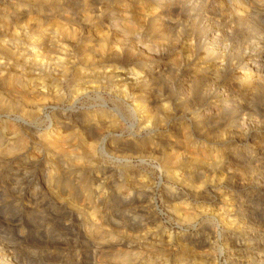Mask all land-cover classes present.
<instances>
[{
    "label": "bare ground",
    "instance_id": "6f19581e",
    "mask_svg": "<svg viewBox=\"0 0 264 264\" xmlns=\"http://www.w3.org/2000/svg\"><path fill=\"white\" fill-rule=\"evenodd\" d=\"M71 1L74 10L72 16L62 11L61 6L65 3L64 0L55 1L56 6L52 8L55 11L48 22L38 18L34 23V32L28 33L24 30L16 31L13 28L18 27L17 24L21 21L18 15L21 13L29 15L31 11L28 6L30 5L21 7L19 2L8 5L9 9L15 11L17 15L11 19L3 5L5 0H0V87L2 88L0 89V107H2L0 113L3 110L7 112L4 105H6L7 94L10 93L28 105L27 113L39 114L48 103L60 98L62 90L58 88L59 84L66 80L67 74L72 70H74L73 79L77 81L76 85H73L72 101L82 94L97 89L99 84L110 91L113 90L118 101L126 98L130 100L124 112H120L119 108L113 111L104 109L92 112L93 124L88 132L73 131L63 116L48 118L47 132L42 134L21 116L18 120L23 123L15 124L1 119L0 115V168L3 167L11 174L19 176V182L15 178L6 176L5 184L12 192H18L29 208L47 210L49 206L55 204L62 208H67L66 205H69V208L64 211L71 218L79 220V226L82 225L81 229L77 230V234H82L83 240L88 244L90 241L98 244L100 248H111L118 244L115 242L116 236L120 233V228L125 225L117 216L112 218L116 213L107 208L105 192L103 193L98 187L87 191V184H82L83 192H76L77 188L72 185L70 179L63 177L64 171L60 168L68 171L70 168L77 169L85 163L95 161L98 144L102 155H107V152L103 150L107 146L109 151L115 154L118 152L131 156L142 153L154 156L161 149L159 146L161 141L156 140L155 134L159 133V139L165 142L169 139V134L175 131V134L178 133L175 135L179 141L175 144L178 150L173 151L175 156L172 160L163 162V167L172 177L180 179L188 192H194L199 196L200 191L203 192L204 188L211 187L213 196L219 197V193L215 191L222 180L218 174L219 155L227 142L218 140L222 138L218 135L220 133L218 129L212 133L211 129L215 128L213 125L217 124L218 127V119L232 109L233 116L240 120L242 127L241 131H237L238 134L235 135L239 139L240 147L246 149L264 142V103L258 107L257 112L253 114L254 118H249V121L245 118L247 113L244 114L238 110V108L241 109L240 106L250 103L248 99L256 90H262L264 93L262 59L264 39L261 37L255 44L244 46L238 53L228 41L226 28L219 26L208 28L204 38L197 40V47L203 50L204 56L200 57L192 53L187 55L185 62L178 68L177 77H173L168 82L179 90L181 102L185 103L186 108L180 112L175 111L174 119L166 123L170 114L169 107L150 93L149 83L154 75L161 74L166 67L173 69L176 66L175 63L178 60L176 55L194 51L195 46L189 43L184 48L177 41L174 45L166 47L160 55L151 56V58L146 55L150 53L149 46L136 45L134 48L131 46L133 55L119 66L109 64V58H107L109 54L117 53L118 49H112L106 55L101 52L105 50V41L114 37L122 29L128 31L144 27L146 30H161L169 24L173 29L179 30V20L176 16L168 20L169 11L176 8V6L171 7L172 0H119L108 9L94 5V0ZM188 5L192 6L193 1L188 0ZM244 7L238 6L237 19L249 21L250 17L255 16L257 12H254L250 5L249 9ZM10 27L12 32L11 29L9 31ZM132 39L136 40L135 37ZM192 43L195 45L194 42ZM124 44L130 46L131 41L126 40ZM80 46H84L83 51L92 55L89 61L82 56L87 65L91 64L90 71H85L86 67L84 70L73 67L74 64L67 57L68 47L73 49ZM241 62L244 66L236 69ZM81 85H83L82 88ZM198 85L202 87V98L201 102L196 104L189 100L192 89ZM103 103L105 107L106 102ZM126 118L130 120L129 134L121 138L115 132L121 125L120 121L124 122ZM136 127L146 132L144 142L140 146L136 144L138 139L135 136L139 134L135 131ZM104 133L110 135L109 139H111L101 137ZM26 134L31 141L33 151H46L52 158L39 160L25 155L24 150L28 146L25 143ZM211 134L216 141L215 139L212 140L213 142L209 141L213 138H207ZM249 134H253L252 137H249ZM172 140L170 139L171 142ZM180 155L183 157L180 158ZM32 161L33 168H39L35 171L37 175H34L32 171L25 172L23 169ZM122 161L126 165L130 163L128 158ZM6 165H8L7 168ZM122 179V176L109 179L110 185L114 186V189L110 190V196L116 200L122 197L123 191L132 192L135 184L141 183L142 180L141 177L136 176H127L126 181ZM217 179L218 182L214 185ZM123 182L129 186L127 189L124 187L125 184L122 186ZM21 183L29 190L23 191V186L20 187ZM238 184L239 195L215 202L213 207L201 208L197 214L206 219L209 217L218 219L225 226L229 225L233 219L244 218L242 214L257 198L253 197L254 191L250 189V185L240 182ZM259 187L260 190L264 188L261 185ZM42 196L48 198L47 203ZM93 198L94 203L88 201ZM2 207L3 203H0V209ZM80 214L85 215V221L81 219ZM19 216V214L13 215L7 220L15 226L13 222L21 221ZM133 221L128 223L129 227L138 229L139 226H134ZM238 223H234V226ZM239 225L242 226V222ZM44 237H46L45 234ZM40 238H43V235L35 236L34 239L41 240ZM3 240L5 241L0 236V264H22L20 263L22 259L14 254L12 246L4 243ZM20 240L22 243L25 242L26 235H21ZM149 259L147 258L148 262L141 264L149 263ZM205 262L200 263L211 264Z\"/></svg>",
    "mask_w": 264,
    "mask_h": 264
},
{
    "label": "rangeland",
    "instance_id": "374dc122",
    "mask_svg": "<svg viewBox=\"0 0 264 264\" xmlns=\"http://www.w3.org/2000/svg\"><path fill=\"white\" fill-rule=\"evenodd\" d=\"M33 1L5 0L3 3L11 19L17 15L15 11L9 9L8 5L18 2L21 7L30 5L28 8L31 14L24 15V13H21L18 15L21 21L17 24L18 27L13 28L14 30L34 32L35 21L40 18L48 22L55 11L52 9L56 6L54 2L58 0ZM64 1L65 3L62 2L61 6L62 11L72 16L74 12L72 1ZM116 1L119 0H94L93 3L96 6L107 7L108 9L110 6L115 5ZM192 1V6L188 5V0L171 1V7L176 6V8L169 11L168 20H172L176 16L179 20V30L173 29L169 24L165 28L162 27L161 30H146L144 27L133 28L128 31L122 29L114 37L105 41V50L101 52L106 55L112 49H118L117 53L109 54L107 58H109V64H118L119 66L133 55L131 46L133 48L136 45L140 47L149 46L150 53H144L148 58L160 55L166 50V47L174 45L177 41L184 48L189 43L195 46L194 51L179 54V56L176 55L175 57L178 58L175 63L176 66L173 69L166 67L161 74L154 75L149 83L150 93L169 107L170 114L166 119V123L174 119L175 111L180 112L186 108L185 103L181 102V97L178 94L179 90L168 82L173 77H177L178 68L185 62L187 55L192 53L193 55L198 54L200 57L204 56L203 50L199 46L197 47V40L204 38L208 28L212 26L226 28L225 33H227L228 41L238 53L241 52V48L244 46L255 44L261 37L264 39V0ZM249 5L253 7L254 12H257L255 14L258 15L259 13V15L251 16L249 21L238 20V6H245L244 8L249 9ZM10 29L11 27L9 31ZM134 37L136 40L132 39ZM126 40L131 41L130 46H125L124 42ZM83 50L84 46L73 49L68 47L66 54L74 64L73 67L83 70L86 67L85 71H90L91 64L87 65L82 56H84V59L88 58L89 61L92 55ZM185 51L184 53H186ZM262 59L264 63V51L262 52ZM241 63L236 66V69L244 66ZM73 73L74 70L70 71L66 80L60 82L58 87L62 90L60 98L48 103L47 107H44L39 114L27 113L28 105L14 97V94L8 93L7 101H5L6 105H4L7 112L3 110L0 113L1 119L9 120L15 124H22L23 122L18 120L21 116L37 128L40 133L45 134L49 125L48 118L63 116L65 122L73 131L88 132L93 124L92 112L104 109L113 111L115 108H119L120 112H124L130 98L118 101V97L115 96L113 90L110 91L99 83L97 89L82 94L72 101L73 85L77 83L73 79ZM82 87L83 85H81ZM0 89L2 88L0 87ZM136 92L140 91L136 90ZM201 98L202 87L198 85L192 89L189 101L199 104ZM104 101L106 102L105 107ZM248 101L250 102L248 105L244 104L243 107L240 106L241 109L238 108L242 113H247L245 115L247 121H249V118H254V112H257L258 107L264 103V93L258 89ZM0 108L2 109V107ZM233 115V111L230 109L218 119V127L217 124H214L215 128L211 129L212 133L218 129L220 133L216 134L222 138L217 139L227 142L219 155L218 174L222 178L221 185L216 190L214 189L216 193H219L220 198L213 196L211 187H203V192L200 191L199 196L195 195L194 192H188L180 179L172 177L163 167V162L172 160V157L175 156L173 151L178 150L175 148V144L179 142L175 137L178 133L175 134V131L169 134V139L165 142L159 139V133L155 134L156 140L161 141V144H159L161 149L154 156H147L142 153H135L131 156L118 152L115 154L110 152L107 146L103 148L107 155H102L98 144L95 161L85 163L77 169L70 168L68 171L60 169L64 171L62 173L63 177L70 179L72 185L79 189H76V192L84 191L81 189L84 188L82 184H87V191H92L98 187L103 193L105 192L107 208L116 213L112 218L117 216L125 225L120 228V233L116 236L117 240L115 242L118 244L114 247L111 246V248H100L98 244L89 241V244L92 243L89 246L88 242L83 240L82 234H77V230H80L82 226H79V220L71 218L64 211L69 208V205H66L67 208H62L55 204L49 206L47 210H42V208L32 210L18 192H12L9 186L5 184L6 176L15 178L18 182L19 176L11 174L9 170L2 167L0 168V203H3V207L0 209V236L5 239L3 242L12 246L14 254L22 259V262H20L22 264H141L148 262L147 258H150L147 264H183V262L185 264H201L205 261L211 264H264V188L260 190L259 187L260 185L264 187V177H262L264 176V142L246 149L240 147L239 139L235 135L241 131L242 127L240 120H237ZM120 122L121 125L115 134L122 138L129 134L130 120L126 118L124 122ZM135 131L139 133L135 137L138 139L136 144L140 146L144 142L146 132L139 127H136ZM249 135V137H252L253 134ZM25 136V143L28 145L24 150L25 155L39 160L52 158L48 156L49 154L46 151H33L28 135ZM109 136L104 133L101 137L110 140ZM212 137L213 134L207 138ZM170 139H173L172 142ZM212 140L216 141V138L209 139V141ZM230 150L231 152H229ZM181 157L183 156L180 155ZM125 158L130 160L127 165L122 161ZM143 160L145 162H142ZM7 167L8 165H6ZM23 169L28 173L34 172V175H37L35 171L39 170V168H33V161ZM119 176H122L124 181H126L127 176L141 177L142 180L141 183L133 185L132 192L125 190L122 197L116 200L110 196V190H113L114 186L110 185L109 179ZM217 182L218 179L215 180L214 185ZM239 182L250 185V189L254 191L253 197L257 198L251 207L247 208L245 213L242 214L244 218L231 220L227 225H231V227H227L218 219L211 217L206 219L197 214L201 208L213 207L215 202L239 195ZM124 184L123 182L122 186ZM22 186L23 183L20 187ZM124 187L127 189L129 186L125 184ZM22 188L23 191L29 190L25 186ZM42 197L46 199L47 203L48 198ZM94 200L93 198L88 201L94 203ZM17 214L20 215L21 221L13 222L15 223L14 226L7 218L9 219V217ZM80 216L84 220L85 215L80 214ZM132 221L135 222L134 226L142 227L138 228L139 230L133 229L134 227L131 229L129 224ZM233 222L235 224L239 223L234 226ZM241 222L242 226L239 225ZM44 234L46 237H44ZM21 235L27 237V240L23 243L20 240ZM40 235H43L45 240L42 241L43 238H40L41 240L34 239L35 236ZM140 235L141 237H138ZM105 239H108V237H105Z\"/></svg>",
    "mask_w": 264,
    "mask_h": 264
}]
</instances>
